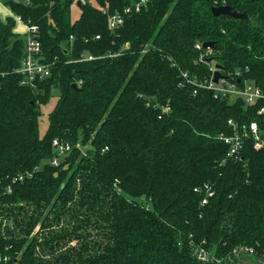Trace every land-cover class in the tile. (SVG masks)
I'll return each mask as SVG.
<instances>
[{"label":"trees","instance_id":"1","mask_svg":"<svg viewBox=\"0 0 264 264\" xmlns=\"http://www.w3.org/2000/svg\"><path fill=\"white\" fill-rule=\"evenodd\" d=\"M0 1L50 69L26 83L27 34L0 20V264H264V149L228 157L223 139L230 118L264 128L263 101L192 83L213 67L262 84L264 0Z\"/></svg>","mask_w":264,"mask_h":264},{"label":"built area","instance_id":"2","mask_svg":"<svg viewBox=\"0 0 264 264\" xmlns=\"http://www.w3.org/2000/svg\"><path fill=\"white\" fill-rule=\"evenodd\" d=\"M146 0H139L140 3H144ZM138 3V4H140ZM138 9V5L136 6ZM16 20H21L20 16H15ZM123 19L119 14H114L109 18V27L110 29L115 28L119 24H122ZM26 55L22 60L21 67L18 69L24 76V81L30 85H34L33 80L42 79L50 75L49 65L41 61V44L38 39V28L35 25L28 26L26 25ZM198 47V45H197ZM86 58V57H85ZM92 56H88L87 59H91ZM211 70L215 71V68L211 67ZM183 75L186 76V73L183 72ZM239 72L235 71L234 73L227 72L226 74H220L219 78L215 82L213 80L214 74L211 75V78L206 81L192 79V83L196 87H203L207 89L214 90L215 94L218 96L229 95L230 97L237 98L240 97L245 101V104H254L259 100L263 101V104L258 109V113L264 112V80L261 85L256 84L250 80H244L243 84H237L239 79ZM236 78V81H235ZM196 93V89L193 91ZM215 95V96H216ZM227 123L231 125L234 129V133L230 137H223L226 143L230 144L228 149L227 156L235 157L239 154L243 147L244 139L249 136L252 138L253 147L256 150L264 149V128H259L257 121H251L249 125L245 123H237L233 119H228ZM52 146L57 154H62L70 150V144L67 142H61L58 138L52 140ZM83 155H85V148H81ZM51 163L53 165L58 164L57 157L53 158ZM21 177H19L20 179ZM212 192H209L210 195ZM206 200H203V203ZM198 257L202 260H205L207 253L200 249L198 252Z\"/></svg>","mask_w":264,"mask_h":264},{"label":"rangeland","instance_id":"3","mask_svg":"<svg viewBox=\"0 0 264 264\" xmlns=\"http://www.w3.org/2000/svg\"><path fill=\"white\" fill-rule=\"evenodd\" d=\"M59 95H60V89L58 87L52 88L50 91V96H49L48 101L46 103H43L40 107L41 115L39 117V126L38 127H39V134L41 136L45 133L47 125H48V113L53 108V106L56 103ZM56 152L58 153V151H56ZM62 158H63L62 154L57 155V159L59 161H61ZM206 253H207V257L205 260L209 259L210 261H213L217 264H222L224 262L223 261L222 263H219L221 261H218V259H216L215 257H210L209 252H206ZM244 261H248L249 263H251L253 260H252V258L243 257V256H240L237 258V264L244 263Z\"/></svg>","mask_w":264,"mask_h":264},{"label":"water","instance_id":"4","mask_svg":"<svg viewBox=\"0 0 264 264\" xmlns=\"http://www.w3.org/2000/svg\"><path fill=\"white\" fill-rule=\"evenodd\" d=\"M211 12L214 15L224 14V15H229V16L235 17V18H246L245 13H239L227 5L213 6L211 8ZM211 44H212L211 42H206L203 44V46L207 47V46H210ZM213 74H214L213 80L216 82L217 79L219 78V72L215 71ZM74 86H75V84H74ZM253 264H261V262H260V260H258L257 262H255Z\"/></svg>","mask_w":264,"mask_h":264},{"label":"crops","instance_id":"5","mask_svg":"<svg viewBox=\"0 0 264 264\" xmlns=\"http://www.w3.org/2000/svg\"><path fill=\"white\" fill-rule=\"evenodd\" d=\"M8 16H13V18L15 19L16 15H13L9 8L0 1V20L5 21ZM15 22L16 23L13 28L14 31L22 34L26 33V25L22 22V20L15 19Z\"/></svg>","mask_w":264,"mask_h":264}]
</instances>
